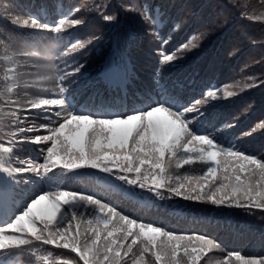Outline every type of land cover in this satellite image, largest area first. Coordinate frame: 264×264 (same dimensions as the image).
<instances>
[{
	"label": "trees",
	"instance_id": "1",
	"mask_svg": "<svg viewBox=\"0 0 264 264\" xmlns=\"http://www.w3.org/2000/svg\"><path fill=\"white\" fill-rule=\"evenodd\" d=\"M122 2L132 4L143 0H110L105 11L103 6L108 0H0V137L15 131L11 125L16 108L26 107L27 101L43 95L57 98L47 93L55 82L42 79L51 74L53 65L63 72L65 66L74 67L77 62H83L79 72L65 75L62 81L65 87L62 94L69 98L71 111L104 116L100 111L107 108L119 111L124 105L127 114L148 106L140 92L153 96L160 92L166 104L176 100L170 106L176 111L178 104L182 105L180 110L192 106L209 90L227 88L236 95L225 98L221 91V95L208 98L186 114L189 128L197 134H208L223 147L264 154V131L257 129L247 135L264 118V84H259L264 80V0H147L151 5L149 15L153 17V21H148L151 25L137 11H125ZM113 11L117 14L115 21L102 19V15ZM28 17L52 26L64 18H83V23L58 33L17 25ZM180 19L185 20L183 26L172 30ZM202 29H209L203 40L197 32ZM97 33L101 37L99 44L93 41L87 53L64 54L69 43ZM126 39L131 45L129 50L123 48ZM53 43L60 52L47 49ZM181 44H188L191 51L178 52ZM118 45L120 50L116 51ZM162 51L175 52L176 59L162 64ZM229 51L233 53L230 56ZM13 53L17 54L15 65L4 59ZM114 64L123 73L132 68L125 89L121 86L110 89L99 75ZM9 68H14V72H7ZM6 72L14 75L15 80L4 79ZM14 82L19 87L8 91V85ZM20 115H28L29 122L35 124L49 123L51 116L40 109ZM43 147L27 141L13 145L10 153L0 157V164L5 168L21 166L20 160L43 164ZM206 163L197 162L176 170L173 175L200 174ZM85 167L78 170L58 167L40 174L9 172L14 180V198L23 197L33 182L42 179L46 191L70 189L92 194L143 220L178 231L206 233L225 250L215 251L212 264L222 260L228 251L264 255V217L260 210L184 200L170 195L167 189L160 190L161 195L157 196L128 184L112 172L101 169L86 172ZM64 173L69 174V180L60 187ZM14 211L19 213L17 208ZM61 211L63 215L58 218L62 224L74 214L90 218L97 212L95 206L85 201H73ZM10 254L12 264H45L43 259H38L44 257L47 264H54L58 256L71 255L67 250L36 242L19 246Z\"/></svg>",
	"mask_w": 264,
	"mask_h": 264
},
{
	"label": "snow or ice",
	"instance_id": "2",
	"mask_svg": "<svg viewBox=\"0 0 264 264\" xmlns=\"http://www.w3.org/2000/svg\"><path fill=\"white\" fill-rule=\"evenodd\" d=\"M109 2L103 6V11ZM121 7L125 11H137L147 24L149 20L153 21L147 0L132 4L122 2ZM79 9L77 7L76 10ZM157 10L162 11L159 6ZM116 16L113 11L102 15V19L111 22L116 20ZM81 23L83 18H64L52 26L28 17L17 25L58 33ZM184 23L183 19L176 21L172 30H179ZM149 31L159 39L151 28ZM197 32L203 40L209 29ZM100 39L97 33L71 42L64 48V54L87 53L90 50L88 46L93 41L98 45ZM46 47L60 52L54 43ZM123 48H131L128 39ZM119 50L120 45L116 51ZM185 51L191 50L188 44H181L178 52ZM232 54L228 52L229 56ZM16 55L13 53L4 59L15 65ZM176 55L175 52L166 54L162 51L160 61L162 64L171 62ZM82 66L83 62H77L74 67L65 66L62 72L53 65L51 74L42 79L55 82L47 93L57 98L43 95L27 101L26 107L15 109L16 117L11 125L15 131L0 137V157L10 153L13 145L27 141L44 145V163L20 160L21 166L6 168L5 171L39 174L58 167L74 170L88 166L112 172L128 184L154 192L157 196L161 195L160 190L167 189L170 195L184 200L260 210L264 217V154L223 147L208 134H197L188 126L190 120L186 114L195 106L202 105L208 98H216L221 91L225 98L236 95L235 92L227 88L209 90L192 106L176 111L164 103L154 102L144 109L113 116L76 113L64 107L66 101L57 93L65 91L62 84L65 75L79 72ZM7 72H14V68ZM7 72L4 79L15 80V76H9ZM259 84H264V80ZM17 87L19 84L14 82L8 85V91ZM34 109L50 113V122L35 124L29 122L28 115L21 117V112L30 113ZM257 129L264 131V118L247 135H252ZM197 162H207L200 174L173 175L176 170ZM73 201H85L95 206L96 214L90 218L74 214L62 224L58 214L62 216V207ZM30 242L71 253L58 256L54 264H212L215 251H225L214 237L206 233L178 231L155 221H146L92 194L70 189L44 191L34 196L14 218L0 225V250ZM38 259L47 264V257ZM216 264H264V255L228 251Z\"/></svg>",
	"mask_w": 264,
	"mask_h": 264
},
{
	"label": "rangeland",
	"instance_id": "3",
	"mask_svg": "<svg viewBox=\"0 0 264 264\" xmlns=\"http://www.w3.org/2000/svg\"><path fill=\"white\" fill-rule=\"evenodd\" d=\"M118 76H119V71H118L117 68H115L114 71L111 72V75L109 76V78L110 79L112 78V80H114ZM64 100L66 101V99H64ZM64 107H66L67 109H70V106L68 105L67 102L64 105ZM83 170L86 171V172H89L90 170H95L97 172H100V169H94V168H91V167H88V166H86ZM4 175H6V173L4 172V170L2 168H0V222H2L1 224H6L8 222V217H10L9 216V214H10L9 211H10V208H11V191H10V188H9V186H2V183H1V181L3 180L2 178H3ZM33 188H35L36 191H41L42 190V186L39 183L37 184L36 187H33ZM25 203H26V200L19 201L18 202V206L24 205ZM58 216H59V214H58ZM5 218H6L7 221H5Z\"/></svg>",
	"mask_w": 264,
	"mask_h": 264
}]
</instances>
